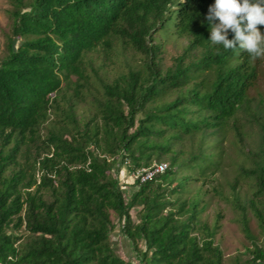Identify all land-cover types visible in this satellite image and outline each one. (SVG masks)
<instances>
[{"label": "trees", "instance_id": "trees-1", "mask_svg": "<svg viewBox=\"0 0 264 264\" xmlns=\"http://www.w3.org/2000/svg\"><path fill=\"white\" fill-rule=\"evenodd\" d=\"M11 1L20 44L0 60V264H224L221 216L203 220L198 183L220 170V143L241 114L257 126L259 147L231 185L252 242L250 258L234 264H264L238 195L250 178L264 244V116L249 95L264 55L209 43L213 0ZM157 35L187 39L169 66ZM116 45L140 58L109 80L90 55ZM87 101L89 118L78 112ZM118 160L130 173L168 167L134 181L126 200L112 174ZM111 212L138 263L113 248Z\"/></svg>", "mask_w": 264, "mask_h": 264}, {"label": "rangeland", "instance_id": "rangeland-1", "mask_svg": "<svg viewBox=\"0 0 264 264\" xmlns=\"http://www.w3.org/2000/svg\"><path fill=\"white\" fill-rule=\"evenodd\" d=\"M12 10L13 4L11 0H0V60L7 55L10 44L14 49L20 44L18 38H12ZM157 37L163 44L164 63L169 66L173 63L174 57L183 51L187 44V39L176 35H157ZM90 56L94 61L93 66L100 71L102 76L109 80L115 79L120 73L127 72L128 64H134L140 58L139 55L134 54L132 51L124 50L118 45H116L114 53L110 56H105L103 51L95 52ZM88 73L94 78L90 67ZM249 95L252 99L253 109H261L259 111L264 116V57L259 66V77L256 85L250 90ZM78 112L81 116L89 118L94 112V107L87 101L78 106ZM258 147L259 134L257 126L249 121L248 116L241 114L239 121L232 128L226 130L220 143V148L223 151V164L220 170L214 175L209 173V180L206 183H198L207 192L205 195L207 208L202 214L203 220L212 226L217 216H221V227L216 235L215 243L223 251L224 264H234L235 259L244 261L250 258L247 255V250L252 248V242L245 236L240 226L241 211L234 206V194L231 185L238 177L239 169L242 165L246 168L252 166L250 156H254ZM112 174L119 179L125 199L128 200L136 188L132 173L127 169V164H122L118 160ZM252 184L250 178L240 179L238 195L242 205L247 209L250 230L262 246L264 245L263 236L258 220L250 209L249 203L254 193ZM137 212L138 209H133L131 212L136 222H138ZM111 216L115 225V229L110 234L113 248L123 259L138 263L130 241L121 231V221L118 215L115 212H111Z\"/></svg>", "mask_w": 264, "mask_h": 264}, {"label": "clouds", "instance_id": "clouds-1", "mask_svg": "<svg viewBox=\"0 0 264 264\" xmlns=\"http://www.w3.org/2000/svg\"><path fill=\"white\" fill-rule=\"evenodd\" d=\"M206 19L211 45L239 49L253 58L264 55V31L258 27L264 25V0H213Z\"/></svg>", "mask_w": 264, "mask_h": 264}, {"label": "built area", "instance_id": "built-area-1", "mask_svg": "<svg viewBox=\"0 0 264 264\" xmlns=\"http://www.w3.org/2000/svg\"><path fill=\"white\" fill-rule=\"evenodd\" d=\"M166 163L155 164L149 168H142L135 172H132V177L134 181H137L139 184L145 183L149 180H152L157 175L163 174L167 169Z\"/></svg>", "mask_w": 264, "mask_h": 264}]
</instances>
